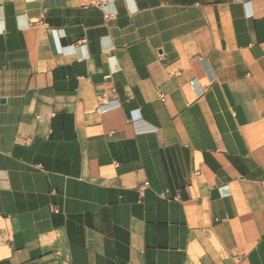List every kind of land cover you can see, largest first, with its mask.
Returning <instances> with one entry per match:
<instances>
[{
	"label": "crops",
	"instance_id": "crops-1",
	"mask_svg": "<svg viewBox=\"0 0 264 264\" xmlns=\"http://www.w3.org/2000/svg\"><path fill=\"white\" fill-rule=\"evenodd\" d=\"M98 1L0 0V264H264V0Z\"/></svg>",
	"mask_w": 264,
	"mask_h": 264
},
{
	"label": "built area",
	"instance_id": "built-area-1",
	"mask_svg": "<svg viewBox=\"0 0 264 264\" xmlns=\"http://www.w3.org/2000/svg\"><path fill=\"white\" fill-rule=\"evenodd\" d=\"M92 1H94V2H96V3H98L99 1L98 0H92ZM163 98V97H162Z\"/></svg>",
	"mask_w": 264,
	"mask_h": 264
}]
</instances>
